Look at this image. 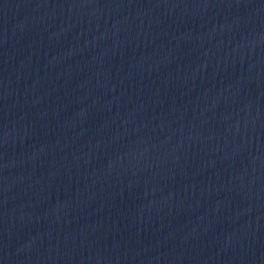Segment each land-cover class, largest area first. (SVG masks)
Returning a JSON list of instances; mask_svg holds the SVG:
<instances>
[{"label":"water","instance_id":"1","mask_svg":"<svg viewBox=\"0 0 264 264\" xmlns=\"http://www.w3.org/2000/svg\"><path fill=\"white\" fill-rule=\"evenodd\" d=\"M0 264H264V0H0Z\"/></svg>","mask_w":264,"mask_h":264}]
</instances>
